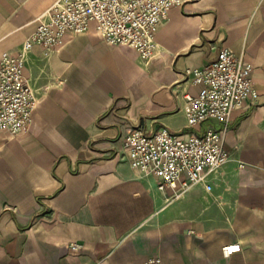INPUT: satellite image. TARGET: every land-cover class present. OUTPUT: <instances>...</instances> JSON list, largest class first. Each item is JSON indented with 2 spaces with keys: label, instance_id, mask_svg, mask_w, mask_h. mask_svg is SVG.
I'll return each mask as SVG.
<instances>
[{
  "label": "crops",
  "instance_id": "0c3cea01",
  "mask_svg": "<svg viewBox=\"0 0 264 264\" xmlns=\"http://www.w3.org/2000/svg\"><path fill=\"white\" fill-rule=\"evenodd\" d=\"M55 1L0 0V62ZM157 42L147 62L92 28L28 55L38 98L30 128L0 131V264H264V0H186ZM225 48L252 64L258 96L228 122L193 129L222 131L229 160L212 190L175 199L131 166L126 137L187 132L185 94L199 87L186 70ZM233 243L242 250L227 256Z\"/></svg>",
  "mask_w": 264,
  "mask_h": 264
},
{
  "label": "built area",
  "instance_id": "2783aa9c",
  "mask_svg": "<svg viewBox=\"0 0 264 264\" xmlns=\"http://www.w3.org/2000/svg\"><path fill=\"white\" fill-rule=\"evenodd\" d=\"M185 1L56 0L19 51L5 54L0 62V131L17 136L30 128L38 98L25 68L35 47L43 48L48 56L69 33L81 35L94 28L107 44L129 45L148 62L158 47L159 27L169 19L171 10ZM253 70L245 55L229 48L221 50L211 63L187 69V79L199 87L197 94H185L187 132L174 134L163 128L148 134L134 128L125 141L131 166L156 176L159 190H170L175 199L198 185L212 190V176L229 160L225 137L214 128L202 135L193 129L209 120L228 122L236 109L254 102L258 91ZM70 248L81 250L83 245L74 242ZM241 250L240 243L224 247L227 256ZM147 264H162V259L155 257Z\"/></svg>",
  "mask_w": 264,
  "mask_h": 264
},
{
  "label": "snow or ice",
  "instance_id": "6c2138e0",
  "mask_svg": "<svg viewBox=\"0 0 264 264\" xmlns=\"http://www.w3.org/2000/svg\"><path fill=\"white\" fill-rule=\"evenodd\" d=\"M229 251H231V249H229Z\"/></svg>",
  "mask_w": 264,
  "mask_h": 264
}]
</instances>
